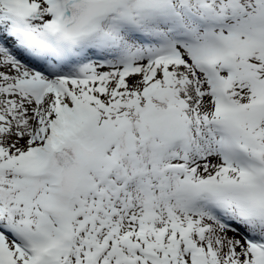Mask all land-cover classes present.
I'll return each instance as SVG.
<instances>
[{
	"label": "snow or ice",
	"instance_id": "snow-or-ice-1",
	"mask_svg": "<svg viewBox=\"0 0 264 264\" xmlns=\"http://www.w3.org/2000/svg\"><path fill=\"white\" fill-rule=\"evenodd\" d=\"M0 264H264V0H0Z\"/></svg>",
	"mask_w": 264,
	"mask_h": 264
}]
</instances>
